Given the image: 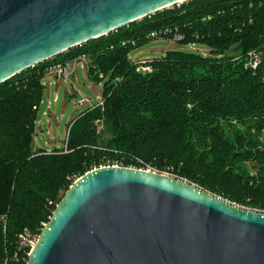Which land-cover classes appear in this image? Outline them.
I'll use <instances>...</instances> for the list:
<instances>
[{"label": "trees", "instance_id": "obj_1", "mask_svg": "<svg viewBox=\"0 0 264 264\" xmlns=\"http://www.w3.org/2000/svg\"><path fill=\"white\" fill-rule=\"evenodd\" d=\"M202 44L136 72L130 52L151 32ZM238 52L239 55L230 54ZM262 55L254 69L246 57ZM86 55L103 107L84 110L63 148L35 150L44 77ZM103 75L104 78H100ZM98 123H102V128ZM152 167L246 210L264 213V0H189L70 49L0 86V264H27L26 232L48 224L79 178L103 166Z\"/></svg>", "mask_w": 264, "mask_h": 264}, {"label": "water", "instance_id": "obj_2", "mask_svg": "<svg viewBox=\"0 0 264 264\" xmlns=\"http://www.w3.org/2000/svg\"><path fill=\"white\" fill-rule=\"evenodd\" d=\"M181 0H0V86ZM27 264H264V213L161 173L79 178Z\"/></svg>", "mask_w": 264, "mask_h": 264}, {"label": "rangeland", "instance_id": "obj_3", "mask_svg": "<svg viewBox=\"0 0 264 264\" xmlns=\"http://www.w3.org/2000/svg\"><path fill=\"white\" fill-rule=\"evenodd\" d=\"M185 2H181L177 6H181ZM171 8H173V6L169 7L168 9ZM178 48L189 52H198L203 56H207L210 53L209 48L202 44H191L180 47L179 44L174 42L172 39H158L144 43L142 46L135 47L130 52L129 59L135 64L148 60L160 59L163 58L168 51L176 50ZM230 54L239 55L238 52L232 51ZM262 57V55L255 56V52L253 51L248 53L246 61L253 58H259V62L261 63L260 58ZM73 64H78V62L75 60L71 63V65ZM250 65L251 62L249 61V67L252 66ZM84 71L88 73L87 70ZM64 89H66L67 93L71 92L72 96L69 97L66 91L62 90V88H47L44 94L45 104L40 106V110L37 115L40 125L39 127L36 126L35 139L38 141L39 147L44 148L49 152L57 147H64L70 123L84 110L89 108V105H85L83 107L77 106L78 101L88 100L93 102L94 105L97 104L98 98L101 97L103 93V84H99L92 80L90 81L87 77H85V75H82L81 79H79L77 82L76 89H74L78 92V94L73 92V88L69 84H64ZM56 96L59 98V102L57 103L54 102ZM49 101H51V105H49ZM44 111L49 115L44 117ZM29 234L30 233L26 235L27 238L29 237ZM30 236V240L32 242L38 240L37 235L30 234Z\"/></svg>", "mask_w": 264, "mask_h": 264}, {"label": "built area", "instance_id": "obj_4", "mask_svg": "<svg viewBox=\"0 0 264 264\" xmlns=\"http://www.w3.org/2000/svg\"><path fill=\"white\" fill-rule=\"evenodd\" d=\"M170 31L167 30H163V31H155V32H151L148 35V39H150L151 41H155L158 39H172L174 42L178 43L180 41L183 40V36L179 35V34H175L172 38H168V36H170ZM195 45V44H193ZM253 56V55H251ZM255 56H258L255 53ZM261 60V59H260ZM76 61L78 62V64L80 65L81 69L83 70H87L90 67V60L86 55H82L80 57H78L76 59ZM251 65L254 69H256L259 65V58H253L250 59ZM72 62H67V63H57L55 65H53L52 67H50L46 73V76L52 77L55 80H59V81H64V82H71L73 77H74V71L72 70L73 65H71ZM136 66V72L138 73H143V74H151L153 72V68L151 65L146 64V61L144 62H139L135 64ZM100 78H104L103 75H99ZM85 105H89V108L94 109L97 107H103L104 105V100L103 97H99L98 98V103L94 105L93 102L88 101V100H79L77 106L79 107H83ZM98 125L100 126V129L102 128V123H98ZM68 137V136H67ZM67 139V138H66ZM34 142L37 143V140L34 138ZM105 167H121L120 165H113V166H103L101 168H105ZM97 168H95L94 170H96ZM93 170V171H94ZM139 170H143V171H147V172H153V173H160L159 171L155 170L152 167H146V168H142ZM163 175L166 176H171L168 173H161ZM172 177V176H171ZM46 224H43V227ZM28 233L26 232L24 235L21 236V244L24 247L29 248L31 251L32 249L35 247L36 243L38 240H35L34 242H32L30 240L31 236L29 234V237L27 238L26 235ZM38 238V237H37Z\"/></svg>", "mask_w": 264, "mask_h": 264}, {"label": "crops", "instance_id": "obj_5", "mask_svg": "<svg viewBox=\"0 0 264 264\" xmlns=\"http://www.w3.org/2000/svg\"><path fill=\"white\" fill-rule=\"evenodd\" d=\"M72 70L74 71V77H73V79H72L71 82L59 81V80H55V79L52 78V77L45 76V77H44V80H43V84L45 85V90H46L47 88H49V87H50V88L57 87V89H61V88H62V90L66 91V89H64V84H69V85L72 86V88H73V92H74L75 94H78V92H77L76 90H74V89H76L77 82H78L79 79H81L82 75H83V76L85 75V77H87L90 81H91V78L89 77V75H88V73H87L86 71H84L83 69H81V67H80L79 64H73ZM83 73H84V74H83ZM60 87H61V88H60ZM45 90H44V94H45ZM66 93H67V91H66ZM67 95H68L69 97L72 96L71 92L67 93ZM54 102H55V103L59 102V98H58V96L55 97ZM43 104H45L44 96H43V99H42V101H41V104L39 105V108H38V111H37V115H38V112H39V110H40V106L43 105ZM49 105H51V101H49ZM47 115H49V114L46 113V112L44 111V112H43V116L45 117V116H47ZM39 125H40V121L37 119V121H36V126L39 127ZM68 128H69V127H68ZM67 136H68V133H67ZM66 138H67V137H66ZM65 142H66V141H65ZM57 148H58V147H57ZM39 149H42V148L38 146V141H37V143H35V150H39Z\"/></svg>", "mask_w": 264, "mask_h": 264}, {"label": "bare ground", "instance_id": "obj_6", "mask_svg": "<svg viewBox=\"0 0 264 264\" xmlns=\"http://www.w3.org/2000/svg\"><path fill=\"white\" fill-rule=\"evenodd\" d=\"M185 1H187V0H181L179 3H181V2H185Z\"/></svg>", "mask_w": 264, "mask_h": 264}]
</instances>
